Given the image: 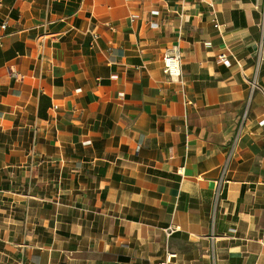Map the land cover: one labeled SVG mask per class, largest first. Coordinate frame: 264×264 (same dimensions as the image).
I'll list each match as a JSON object with an SVG mask.
<instances>
[{
	"label": "crops",
	"instance_id": "crops-1",
	"mask_svg": "<svg viewBox=\"0 0 264 264\" xmlns=\"http://www.w3.org/2000/svg\"><path fill=\"white\" fill-rule=\"evenodd\" d=\"M210 2L0 0V264H264V0Z\"/></svg>",
	"mask_w": 264,
	"mask_h": 264
},
{
	"label": "built area",
	"instance_id": "built-area-1",
	"mask_svg": "<svg viewBox=\"0 0 264 264\" xmlns=\"http://www.w3.org/2000/svg\"><path fill=\"white\" fill-rule=\"evenodd\" d=\"M203 3H206L208 5H212V3L210 2V0H199ZM154 15H157V13H153ZM153 27H156V25H153ZM217 28L219 27L216 26ZM7 25L3 26V29H6ZM181 51H180V47L178 46H174L172 50H169L168 52H166V54L164 55L163 58V62H164V72L171 77V79L173 81H177V82H181L182 83V61H181ZM218 60L220 61V63L224 64L227 67L231 66V61L228 59V55L226 53H223L219 56ZM252 88H255V83L252 82L251 83ZM232 156V154L230 155ZM227 172V166L224 168L223 172H222V176L220 181L217 183V187L214 193L215 196V202L216 205L221 201L222 199V195L224 193V185L225 183H227V181L225 180V175ZM165 264V263H164Z\"/></svg>",
	"mask_w": 264,
	"mask_h": 264
}]
</instances>
